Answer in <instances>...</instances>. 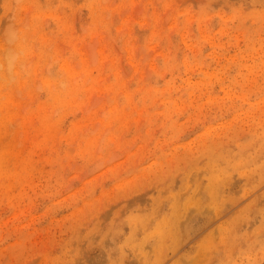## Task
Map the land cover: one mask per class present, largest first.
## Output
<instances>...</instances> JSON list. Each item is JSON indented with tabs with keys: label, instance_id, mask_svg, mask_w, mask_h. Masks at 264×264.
Returning <instances> with one entry per match:
<instances>
[{
	"label": "rangeland",
	"instance_id": "1",
	"mask_svg": "<svg viewBox=\"0 0 264 264\" xmlns=\"http://www.w3.org/2000/svg\"><path fill=\"white\" fill-rule=\"evenodd\" d=\"M263 166L264 0H0V264H264Z\"/></svg>",
	"mask_w": 264,
	"mask_h": 264
},
{
	"label": "bare ground",
	"instance_id": "2",
	"mask_svg": "<svg viewBox=\"0 0 264 264\" xmlns=\"http://www.w3.org/2000/svg\"><path fill=\"white\" fill-rule=\"evenodd\" d=\"M221 156V155H220ZM229 156V155H228ZM225 157V156H224ZM212 158V157H211ZM230 159V157H228ZM226 159V158H225ZM253 159V158H252ZM255 160V159H253ZM209 161H210V158H209ZM242 161V160H240ZM239 161V163H240ZM216 162V161H215ZM214 162V163H215ZM227 162H229L227 160ZM251 162V160H250ZM247 163V162H245ZM222 164V163H221ZM234 164V163H233ZM236 164V162H235ZM219 165V164H218ZM237 165V164H236ZM240 165V164H239ZM246 165V164H245ZM215 166V165H214ZM213 165H211V163H209L208 167L206 169H210L212 171V168L214 167ZM238 166V165H237ZM216 167V166H215ZM259 167V166H258ZM223 168V167H222ZM221 168V169H222ZM235 168V167H233ZM238 168V167H237ZM260 168V167H259ZM264 168V166H263ZM205 169V168H204ZM217 169V168H216ZM227 169V168H226ZM236 169V168H235ZM257 169V168H256ZM255 169V170H256ZM238 170V169H237ZM209 171V170H208ZM257 171V170H256ZM196 172V175L200 173V170L198 171H195ZM213 173V172H212ZM257 173V172H256ZM201 174V173H200ZM218 174V173H217ZM231 174V173H230ZM222 175V174H221ZM242 175V174H241ZM247 175V174H246ZM194 176L192 170L191 172L188 174V178ZM201 176V175H200ZM212 176V175H211ZM210 177V176H209ZM216 177V175H215ZM219 177V175H218ZM211 178V177H210ZM263 178V177H262ZM212 179V178H211ZM215 179V178H214ZM220 179V178H219ZM224 179V178H223ZM226 179V178H225ZM224 179V180H225ZM200 180L199 177H197L196 181ZM257 180V179H256ZM195 181V182H196ZM212 181V180H211ZM202 182V181H201ZM222 182V181H221ZM246 182V181H245ZM261 182V180H260ZM259 183V182H258ZM202 184V183H201ZM201 184H198V183H195L196 185V189L194 190V188L192 187V185H190V183L188 181H184L182 186L179 188V192H174V194H171L170 195V198L172 199L171 202L168 203V213L164 214L163 216V220H164V223H165V231L162 230L161 232V236H162V239H161V243L159 244V248L156 249V252H157V259L158 261L161 259L162 257V254L164 255V246H165V243L166 241L168 240L170 243H171V248H175V247H178V242H177V231H175L176 227L179 225L180 223V220L183 219L186 215H188V213H190V211L192 209H194L196 212H203V211H206L208 213H212L214 212V216L211 217V219L209 220V223L214 221L215 219L217 220L221 215H222V212H223V207L225 206V203L227 201L228 198H226V191L227 190V187L225 189V186L226 184L223 183L221 184L220 188L218 189L217 192H215L216 194H220L221 196L219 197V199H215L217 195H213L210 193V191H208L206 189V192H207V195H208V201L209 203L208 204H201L200 203V200L196 198L197 195H199L201 192H202V187H201ZM218 184V182H217ZM194 185V187H195ZM204 185V184H203ZM212 185V184H211ZM258 186V185H257ZM211 187V186H210ZM213 187H215L213 185ZM214 189V188H213ZM212 189V191H213ZM192 190V191H190ZM205 190V189H204ZM210 190V188H209ZM215 191V189H214ZM246 191V190H245ZM252 192V191H251ZM245 193V192H244ZM186 194V196L184 195ZM196 195V196H195ZM230 195V194H229ZM231 196V195H230ZM228 197V196H227ZM244 197V196H243ZM234 198V197H233ZM240 199V197H239ZM196 201L198 203H196ZM228 201H230L228 199ZM236 201V200H235ZM254 201V200H253ZM239 202V201H238ZM253 203V202H252ZM251 203V204H252ZM236 204V203H234ZM247 204V203H246ZM231 207V205H230ZM244 207V206H243ZM251 205L249 204L248 206H246L242 212L243 213H247L250 209ZM206 208V209H205ZM240 208V207H239ZM238 208V209H239ZM208 209V210H207ZM214 210V211H213ZM225 210V209H224ZM228 210V209H227ZM237 210V209H236ZM241 211V210H240ZM257 211V210H256ZM248 214V213H247ZM253 214V213H252ZM240 215V214H238ZM262 215V214H261ZM237 216V215H236ZM232 218V217H231ZM264 219V218H263ZM191 220V219H189ZM239 220V219H238ZM244 220V219H243ZM248 220V219H246ZM185 221V219H184ZM237 220H235L233 223H230L227 226L223 227V230L226 231V229H230L231 227H234L235 226V223H236ZM241 221V220H240ZM240 221H239V224H240ZM204 224V223H203ZM228 224V223H227ZM247 224V223H246ZM201 228V227H199ZM197 228V229H199ZM241 229V228H239ZM201 230V229H200ZM235 230V229H234ZM244 230V229H243ZM231 231V230H230ZM247 231V230H246ZM255 231V230H254ZM246 233V232H245ZM252 233V232H251ZM255 233V232H254ZM159 235V234H158ZM232 235V233L230 234ZM160 236V235H159ZM215 236V235H214ZM230 237V236H229ZM248 237V236H247ZM246 237V238H247ZM218 239V238H217ZM230 239V238H229ZM249 239V238H247ZM243 240V239H242ZM250 241V240H249ZM227 243V242H226ZM233 243V242H232ZM239 243V241H238ZM219 245V243H218ZM229 245V244H228ZM166 247V246H165ZM228 247V246H227ZM170 249V248H169ZM217 249L216 247V244H214L213 242V234L211 235H208V236H205L196 246V248L193 250L194 253H192L189 257H188V260L186 262V264H197L201 257H205V262H207V264L210 263V259L208 257L209 254H212L215 250ZM171 250V249H170ZM233 250V249H232ZM232 252V251H231ZM195 254V255H194ZM194 255V256H193ZM213 255V254H212ZM215 255V254H214ZM197 256V257H196ZM216 256V255H215ZM230 256V254H229ZM146 257V256H145ZM148 262V261H147ZM161 263V262H160ZM177 264H182L181 260H177ZM202 264V263H201Z\"/></svg>",
	"mask_w": 264,
	"mask_h": 264
}]
</instances>
